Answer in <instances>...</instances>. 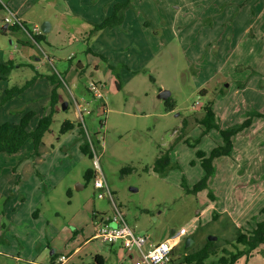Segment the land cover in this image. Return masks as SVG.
I'll list each match as a JSON object with an SVG mask.
<instances>
[{"label":"rangeland","instance_id":"374dc122","mask_svg":"<svg viewBox=\"0 0 264 264\" xmlns=\"http://www.w3.org/2000/svg\"><path fill=\"white\" fill-rule=\"evenodd\" d=\"M118 1L121 0H31L26 4L22 20L28 33L33 22L39 27L48 20L53 23L52 30L43 34L47 43L39 42L47 63L40 65L39 70L23 62L18 65L23 61V51L19 50L33 49L17 41L24 38L30 42L28 34L10 28L0 33V64L8 60L14 64L8 73L0 71V100L5 89L21 86L39 72L59 76L58 94L68 102L65 109L61 108V101L54 107L51 124L42 137L46 152H40L39 163L32 161L37 154L32 151L30 156L29 142L15 154L0 153V196L5 194L3 185L12 173L10 166L18 164L17 159L30 156L35 174L34 182L21 192L17 193V181L13 182L6 194L8 199L0 201V264H49L52 250L67 257L64 264H89L94 254L102 255L104 264H133L118 244L93 237L94 218L111 219L117 211L149 242L159 241L170 229L185 228L187 234L182 240L190 236L192 239L189 245L181 241L175 247V260L186 251L198 249L212 235L219 249L244 250L234 264H264V243L247 252L246 246L234 242L239 230L249 231L257 222L264 221V201L262 205L259 198L253 200L245 217L235 216V220L230 216L232 223L227 217L237 204L243 207L258 192L256 177L247 170L257 165L241 167L239 173L225 177L227 180L216 175L206 188L191 191L203 175L196 151L217 145L218 130L213 128L212 135L201 134L203 126L196 122L203 114L204 103L216 95L212 89L224 85L220 82L223 76L244 75L245 70L250 74L248 65L259 68L251 73L254 77L264 79V0H134L133 4L130 0L133 13L125 22L127 31L121 28L122 21L113 29L91 34L92 24L110 15ZM108 6L110 12L104 16V7ZM5 13L0 10V19ZM72 34L76 38L73 42ZM87 49H98L104 59L108 56L111 61L123 63L107 60L113 66L108 69L105 60ZM78 61L98 64L99 68L91 69L92 73L89 69L79 72L75 68ZM70 63L72 70L66 73ZM89 79L104 84L100 89L104 101L94 99L87 90ZM49 88L47 79L41 76L22 92H15L0 104H6L2 109L3 121H17L15 109L39 110V115L48 113ZM206 89L208 92L203 94ZM161 90L170 92L174 102L170 111L166 110L164 100L157 97ZM73 98L90 111L83 112L82 122ZM238 103L240 114L230 116L228 124L220 120L224 129L251 115L252 103ZM255 104L259 105L256 101ZM262 111L264 114V108ZM65 120L73 122L74 127L60 133ZM244 129L233 136L234 150L244 145V136L250 137L248 131L241 134ZM258 134L264 131L259 130ZM248 138L245 147L250 145ZM86 142L96 146L111 199L98 198L92 179L86 181L83 177L87 168L94 169L91 159L79 148ZM254 148L255 142L246 148L247 153ZM162 150H167L170 161L177 165L160 174L151 167ZM235 158V163L227 161L229 168L238 164V157ZM192 161L195 163L191 164ZM213 165L215 174L220 159ZM258 179L264 183L263 178ZM218 181L222 183L218 188L221 202L228 211L215 219L213 210L206 212V205L218 201L207 195L210 186L215 188ZM247 183L253 192L246 198L243 193ZM75 246H79L76 254L68 258Z\"/></svg>","mask_w":264,"mask_h":264},{"label":"crops","instance_id":"0c3cea01","mask_svg":"<svg viewBox=\"0 0 264 264\" xmlns=\"http://www.w3.org/2000/svg\"><path fill=\"white\" fill-rule=\"evenodd\" d=\"M122 1L123 0L118 1V2H122ZM138 1H141V0H138ZM30 2H31V0H0V10H5V12H6L3 15V17L0 19V23H2L1 27H0V33L5 32V30L8 28V26H11L14 23H20V25L17 28V30H22V31H24L26 34H28L30 36V33H28L25 30V28L23 26V22L24 21L22 20V16H23L24 11H25L24 7H25L26 4H29ZM133 2H134V0H132V4H133ZM104 10H105V13H104V16H105V15L108 14V12H110V6H108L107 8L104 7ZM64 11H67V9H65ZM129 13H133V12H132V10H130L128 8L124 12V15H123V20H122L123 23H122V27L121 28H123L125 31H127L126 28H125L126 27L125 22H127L126 21L127 18L131 16ZM7 14H9L10 18H11V22H9V23L5 19L7 17ZM12 21H15V22L12 23ZM91 23L92 22H89L90 25H91ZM42 25L46 29L45 32L41 31L40 27ZM34 27H38L39 31L34 30ZM40 27L38 26L37 23H35V22L32 23L31 32L33 33V35H38L40 33H43V34L44 33L45 34L49 33L52 30V28H53V23L50 20H48V21H45V22L41 23ZM67 27L69 28V26H64V28H67ZM111 29H113V28H111ZM104 31L105 30L102 29L100 32L102 33ZM72 36L73 37H71V40L73 42L76 38L74 37L73 34H72ZM30 38H31V36H30ZM17 41L25 43L30 48H33V49H30V51L19 50V51H23L21 53V56H20L21 60H23V61H20L19 64H22V62H23L24 64L31 65L34 69H38L40 65L47 64L45 62V60L43 59L44 55L42 54L43 52L41 53V51H40L41 48L39 46V43H36L32 38H31L30 42H27V39H24V38L23 39H17ZM40 42L47 43L46 42V37L44 35L42 36V39L40 40ZM90 50L93 51V52L95 51L94 53L97 54V56H99V57L101 56V55H99L100 51L98 49L97 50L90 49ZM71 56L72 55H68V58H70ZM106 57L107 58L104 59L105 60L104 63H106L105 67H107V68L109 66H111L110 63H114L115 62L118 65L123 63V62H120V61H114L113 59L111 61V59L108 56H106ZM46 59H48V56H46ZM101 60H103V59H101ZM107 60H109L110 63H108ZM76 64H78L80 66L81 70L89 69L90 73H92L91 69L96 71L99 68L98 64H95L94 66H91L88 63L82 64V63H80V61H78V63H76ZM85 65H88V66H85ZM72 67H73V64L70 63L67 66V69L65 70L66 73L68 72V70L69 71L72 70ZM248 67L250 68L251 73H255L256 70L259 69L258 67L253 66V65H248ZM245 71H247V74H244V75L242 73H236L235 76H232V75L223 76L222 79H220V82L222 84L224 83V85H221V87H216V88L214 87V89H212L214 91V93H216V95H215L214 99L212 100L211 108H212V110H213V112L215 114V117H216V120H217V124H218L219 128H221V129H224V128H223V126L220 125V120H222L223 123L228 124L230 122L229 121V117L230 116L238 115L242 111V109H239V107H241V105H239L240 103H238V100L247 102L248 104L252 103V105H251L252 113H255V112L262 113L263 112L262 109L264 108L263 107L264 105H262L263 104L262 102L264 101V79L261 78V77H254L251 73L249 74L248 70H245ZM111 75H113V73ZM214 82H216V81H213V83ZM202 83H204V81L201 82V84ZM49 90H50V88H49ZM206 90L202 91L203 94L208 92L209 89H206ZM210 90H211V87H210ZM253 100H255L257 103H259V105H256L255 101L253 102ZM60 101H61V103L65 102L59 96V102ZM57 104H55V105H57ZM5 105L6 104L0 106V124L6 121V120L3 121L4 120V114H3L4 112H2V109H4ZM55 105H54V107H55ZM67 106H68V102H66V107ZM26 111H30V110H25V111L22 110V111H20V110H16L15 109V113L18 114V120L15 121V122H12V123H17L19 121L21 115L24 112H26ZM32 111H34V110H32ZM34 112H35V115L31 118V120L29 121V124L27 126L28 130L33 129L36 126L39 118L42 116V115H39V110L38 111H34ZM35 116H38L37 121L34 124H32L33 119H34ZM212 130H213V128L210 129L207 132H209L210 135H212V133H211ZM259 130L264 131V118L252 117L249 126L247 128H245L242 131V133H241L243 135L244 133H246L248 131L249 134H250L249 138H248V136H244V140H243L244 145H242V146L238 145V148H236V150H234V145L236 143H233V147H232V149L230 151V155H224L223 157H225V158H217L216 157L213 160V163H214V161H216V159H220L221 165H220L219 168H216V166H215V174H213L214 176L211 177V179L209 181L210 184L213 182V179H215L214 177L216 175L222 176L223 179L227 180L225 177L229 178L230 176L234 175V173L235 174L239 173L241 171V167H243L244 169H247L248 167H251L252 164H256L257 165V167L248 168L247 170L250 171V173H253L255 175V177H256L255 181L257 182L256 185L259 188L258 192L256 194H254V196L251 197L247 201L246 204L243 203V205H244L243 207H240L238 204L237 205L235 204L236 207H234L232 209L230 215L227 214V217H229V219L231 220L230 223H232L234 219L236 220L235 216L239 217V219L243 218L244 215L246 216L247 212H248V209H249L248 207H249L250 203L253 200H255L256 198H259V201H261V203L263 205V201H264V183L263 182L261 183L259 181L258 176L260 178L264 179V134H261V135L258 134ZM252 131H255L253 136H252ZM218 134L220 135L219 132H218ZM218 134H215V136H216L215 142H217V145H220L222 143V138H221V135H220V138H219ZM235 136H237V135H235ZM246 138H248V140L250 142V145L247 146V147H252L253 146V142H255V148L252 151H249L248 153L246 151L247 147H245V144H247ZM27 142L30 143V145H29V147H31L30 156H32L33 145H32V143L30 141H26L23 144V146L21 147V149H23V147L25 146V144ZM43 145L44 144L42 142V144H40L38 149H37V155L32 157L33 163H39L40 162V158H41V157H39L40 156V152H42V151L46 152V150L44 149ZM212 145H209V147H207L206 150H202V151H204V153L207 155L210 152V150L213 147H215V146H212ZM256 147H257V150H256ZM21 149L19 151H21ZM30 156L29 157L26 156L24 158H19V159L16 160V162H18L17 165L10 166V170L12 171V173H10L9 180L7 181V183L6 184L4 183V185H3V190L2 191L5 192V194L2 193V195L0 196V201H1V199L3 201H6L8 199V196L6 194L9 192V188L11 187V184L13 182L17 181L16 186H15V188L17 189V193L23 191L29 185L30 182H34L35 174H34L33 164H30V162H31L30 161V158H31ZM233 156L238 157V164L237 165L234 164L233 167L229 168L230 160L234 161V163L237 162V159L235 157H233ZM218 157H220V156H218ZM252 160H254V161L252 162ZM227 161H229V163H227ZM239 161L243 162V163L239 164ZM258 166H260V167H258ZM201 170H202V174H203V169L201 168ZM257 170H261V171H259V174L257 173ZM243 178H245V177H243ZM211 186H210V193H211L212 197L210 199L211 200L217 199L218 201L215 204L212 201H211L210 204H207L206 205L207 206L206 207V212L209 211V210H213L212 216L215 219H220L221 216L225 215L226 212L228 211V208L226 207L225 203L222 205V202H221L222 199L220 198L221 197V193L218 191V188H220L222 186V183L220 181H218L217 184L215 185V188H214L213 185H211ZM251 192H253V190L250 187L249 183H247L245 185V187H244V193L243 194H245L246 198H247V196L249 194H251ZM20 198H22V197H20ZM246 198L243 199V200L246 201L247 200ZM259 208H260V206H259ZM262 208H264V206ZM236 213L238 215H234ZM230 216L234 217V219L233 218L231 219ZM99 218H97V217L94 218V225H95L96 220H98ZM198 220H199V217H198ZM239 227H241V225H239ZM173 231H174V229H170L169 234L163 235L162 238L159 241H161L162 239L167 238L170 235V233L173 232ZM186 234H187V230L185 229L184 236ZM190 238H191V236L189 237V239ZM159 241H157V242H159ZM78 248H79V246H75L73 249H71L69 251L70 254L68 255V258H70L71 256L75 255ZM118 248L122 249L121 247H118ZM50 253H51L50 254L51 258L53 257V255L55 256L54 259H53L55 264H64V263H59V256L63 255V253H57L56 254L54 250H52ZM124 253L126 254L125 255L126 257L131 259L129 257V255L125 251H124ZM51 258H50V260H51Z\"/></svg>","mask_w":264,"mask_h":264},{"label":"trees","instance_id":"16d2710c","mask_svg":"<svg viewBox=\"0 0 264 264\" xmlns=\"http://www.w3.org/2000/svg\"><path fill=\"white\" fill-rule=\"evenodd\" d=\"M130 7V0H126L124 2H117L113 5V9L110 15L104 17L100 22L93 23L92 28L90 29V33L93 34L104 28H111L117 25H120L123 20L124 11ZM20 23H14L8 28L15 30L19 27ZM89 33V34H90ZM31 38L39 43L42 39L43 33L38 35H33L30 32ZM88 52H92L87 49ZM93 53V52H92ZM94 55H97L93 53ZM101 59L104 60L103 57L100 56ZM20 65V64H18ZM14 64L12 60L6 61L5 64H0V71L3 73H8L9 69L13 67ZM32 69H34L31 65H28ZM113 67V66H109ZM77 71L81 72L83 70L80 69V66L77 64L75 67ZM44 76L49 85L50 89V106L49 112L42 115L36 126L28 130L27 126L31 118L35 115L34 111H26L24 112L19 121L17 123L12 122H3L0 124V153L6 154H15L17 153L23 144L26 141H30L33 145V153L37 154V149L40 144H42L43 134L49 129V126L52 121V114L54 112V105L59 101L58 87H60L61 83L59 80V76L55 73L50 74H41L39 72H35V74L28 80H26L21 86H11L5 89V96L0 100V104H3L5 101L11 99L15 92H22L26 89L30 84H32L36 78ZM117 78V77H116ZM118 79V78H117ZM166 110L170 111L174 107V102L170 100V97H167L164 100ZM212 101H207L204 103L202 110L203 114L200 118L196 120V122L203 126L202 132L207 133L210 129L214 128L218 130L222 137V143L220 145H216L213 147L210 152L206 155L204 151L198 149L196 151V157L199 159V164L203 169V175L201 178L194 183L191 191L201 190L207 187L208 182L214 174V165L213 159L221 156L228 155L232 149V139L233 136L236 135L237 132L249 126L251 122V118L253 115L261 116L263 113H251L250 116L244 118L240 123L230 126L226 129L219 128L217 124V120L215 114L211 108ZM248 115V114H247ZM79 125V124H78ZM74 127V123L70 121H63L60 125L59 132H66L71 130ZM197 141V140H196ZM80 150L87 154L89 158H91L90 151L88 149V143H82L79 146ZM195 162L192 161L191 164ZM177 165L170 161L169 154L167 150L159 151L158 156L155 158L154 163L152 165V171L156 173L165 172L170 166ZM94 170L92 168H87L84 171L83 177L86 181H90L94 176ZM208 196L211 198V193L208 192ZM183 243L185 241H182ZM234 242L237 244H242L246 246L247 252H250L252 249L264 243V221L257 222L256 225L249 231L244 232L243 230H239L234 238ZM244 250H236L231 251L227 248L219 249L213 240L206 239L205 242L196 250L186 251L181 258L172 259V264H234L237 257L243 253ZM219 253H222L219 255ZM219 255V256H218ZM54 255L50 260V264L54 263ZM92 261L89 264H104L105 260L102 255L94 254L92 256Z\"/></svg>","mask_w":264,"mask_h":264},{"label":"built area","instance_id":"2783aa9c","mask_svg":"<svg viewBox=\"0 0 264 264\" xmlns=\"http://www.w3.org/2000/svg\"><path fill=\"white\" fill-rule=\"evenodd\" d=\"M5 19L8 23L11 22V18L6 17ZM14 22L12 21V23ZM34 30L39 31V28L34 27ZM103 87V83H97L92 79L86 82L87 90L92 94L94 99L101 100L100 102L104 101L103 93L100 90ZM78 101L80 100L73 98L74 106L82 122L83 112L90 113V111L84 108ZM98 146L101 147L102 145L99 144ZM88 149L95 172L92 184L96 196L98 198L107 197L111 199L109 187L99 167V154L97 153L96 146L90 142ZM184 234L185 228L181 227L177 231L171 232L167 238L159 242H149L146 236L136 233L124 220L122 214L117 211L116 215L111 219L100 217L96 220L93 237L99 238L108 244H118L133 259V264H171L173 251L182 241ZM66 259V256L60 255L59 263H64Z\"/></svg>","mask_w":264,"mask_h":264},{"label":"water","instance_id":"95a60500","mask_svg":"<svg viewBox=\"0 0 264 264\" xmlns=\"http://www.w3.org/2000/svg\"><path fill=\"white\" fill-rule=\"evenodd\" d=\"M41 31L42 32H45L46 31V29H45V27L42 25L41 27ZM169 95H170V92L168 91V90H161L158 94H157V97L158 98H160V99H163V100H165L167 97H169ZM61 108L62 109H65L66 108V102H62L61 103ZM215 236H212V235H209L208 237H207V239L208 240H215ZM191 242V240L189 239V238H186L185 239V245H189V243Z\"/></svg>","mask_w":264,"mask_h":264}]
</instances>
